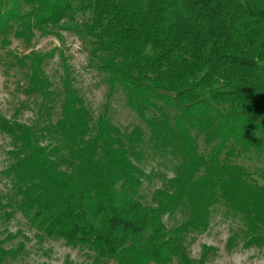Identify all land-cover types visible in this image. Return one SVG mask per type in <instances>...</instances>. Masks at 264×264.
<instances>
[{
  "label": "trees",
  "instance_id": "1",
  "mask_svg": "<svg viewBox=\"0 0 264 264\" xmlns=\"http://www.w3.org/2000/svg\"><path fill=\"white\" fill-rule=\"evenodd\" d=\"M71 10L89 11L83 30L95 66L124 90L146 130L133 124L121 131L102 115L91 124L63 63L54 121L30 127L0 115V131L13 143V161L1 174L29 223L117 264H169L173 257L193 264L183 236L203 230L222 202L240 216L243 244H264V183L256 177L264 180V170L235 160L264 152V0H0V32L25 17L39 28L55 26ZM51 54L23 55L25 89L45 101L51 90L41 64ZM143 145L176 160L148 204L138 193ZM1 199L0 216H11L14 199ZM175 211L181 219L167 228L162 215ZM232 241L230 234L226 244ZM21 246L0 244V263Z\"/></svg>",
  "mask_w": 264,
  "mask_h": 264
},
{
  "label": "rangeland",
  "instance_id": "2",
  "mask_svg": "<svg viewBox=\"0 0 264 264\" xmlns=\"http://www.w3.org/2000/svg\"><path fill=\"white\" fill-rule=\"evenodd\" d=\"M29 4L20 2L22 12ZM88 10H71L59 20L57 25L36 27L30 17L23 20H10L5 32H0V115L38 127L47 121H54L59 115L62 97L63 63H66L72 86L81 95L93 124L98 115L106 117L121 131L129 130L133 124L146 127L141 118L126 105L124 90L116 84H108L105 73L95 66V58L90 53L89 37L84 33L83 23L88 19ZM22 34H20V32ZM52 54L42 64V72L50 81L51 99L42 100L38 92H28L27 60L23 55L29 51ZM170 115L175 110L164 108ZM150 114V112H147ZM12 141L0 131V196L1 201L9 196L14 199L13 214L0 216V244L15 247L22 243L21 249L13 257H6L0 264H117L113 258L98 257L85 245H68L61 237L46 236L29 223L17 208V196L13 194L8 177L1 170L13 161L9 150ZM199 149H205L201 137ZM137 161L143 173L139 189L142 203H152V192L162 185L164 179L173 174L176 160L168 153L147 145L140 147ZM131 158L136 162V158ZM238 162L253 168L261 166L264 170V152L246 153L235 158ZM256 176V174H254ZM257 180L264 183L258 176ZM3 209H10L5 206ZM2 211V208L0 212ZM181 219V213L163 214L162 220L167 228ZM233 236L230 245L226 244L229 235ZM243 224L238 214L232 213L222 202L215 203L209 214L207 226L200 231L187 232L182 239L187 255L193 264L203 256L205 264H264V244H243ZM149 264H154L150 262ZM169 264H181L173 257Z\"/></svg>",
  "mask_w": 264,
  "mask_h": 264
}]
</instances>
